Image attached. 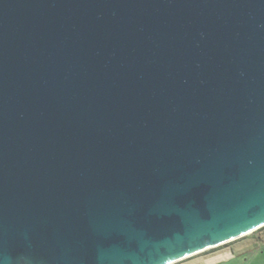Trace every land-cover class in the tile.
Listing matches in <instances>:
<instances>
[{
  "label": "water",
  "instance_id": "95a60500",
  "mask_svg": "<svg viewBox=\"0 0 264 264\" xmlns=\"http://www.w3.org/2000/svg\"><path fill=\"white\" fill-rule=\"evenodd\" d=\"M264 227V0H0V264H174Z\"/></svg>",
  "mask_w": 264,
  "mask_h": 264
},
{
  "label": "crops",
  "instance_id": "0c3cea01",
  "mask_svg": "<svg viewBox=\"0 0 264 264\" xmlns=\"http://www.w3.org/2000/svg\"><path fill=\"white\" fill-rule=\"evenodd\" d=\"M231 243L226 244L229 246L225 249L208 250L209 252L202 257L201 261L193 264H264V250H259L257 245H264V236L252 235L233 245H230ZM237 248L240 250H243V248L250 249V252L236 254Z\"/></svg>",
  "mask_w": 264,
  "mask_h": 264
},
{
  "label": "rangeland",
  "instance_id": "374dc122",
  "mask_svg": "<svg viewBox=\"0 0 264 264\" xmlns=\"http://www.w3.org/2000/svg\"><path fill=\"white\" fill-rule=\"evenodd\" d=\"M252 235H255V236H264V227H262V228L256 230L255 232H253V233L247 235L246 237H250V236H252ZM246 237H244V238H242V239L240 238V239H238L236 242L242 241V240H244ZM236 242L234 241V242H232L230 245H233V244H235ZM257 245H258L259 250H262V249L264 250V245H262V244H257ZM227 246H229V245H223V246H220V247H218V248L215 249V250L225 249V248H227ZM261 246H262V247H261ZM238 248H239V247H238ZM238 248H237V249H238ZM249 250H250V249H245V248H243V250L238 249V250H236V254H240V253H245V254H246V252H247V253L250 252ZM208 252H209V251H206V252H203V253L197 254V255H195V256H193V257L186 258V259L181 260V261H179V262H176V263H174V264H193L194 262L196 263L197 261H201L202 257L205 256V254H207Z\"/></svg>",
  "mask_w": 264,
  "mask_h": 264
}]
</instances>
